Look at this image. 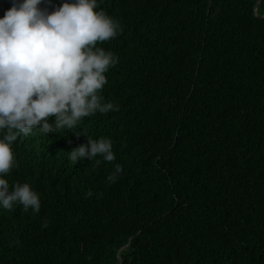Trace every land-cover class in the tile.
Instances as JSON below:
<instances>
[{"label": "trees", "instance_id": "16d2710c", "mask_svg": "<svg viewBox=\"0 0 264 264\" xmlns=\"http://www.w3.org/2000/svg\"><path fill=\"white\" fill-rule=\"evenodd\" d=\"M256 1L98 0L122 28L97 45L118 57L101 94L119 111L14 143L6 179L29 183L41 210L0 208V264H264ZM12 6L0 0V18ZM88 137L113 141L116 183L113 163L68 160Z\"/></svg>", "mask_w": 264, "mask_h": 264}, {"label": "clouds", "instance_id": "9594fccd", "mask_svg": "<svg viewBox=\"0 0 264 264\" xmlns=\"http://www.w3.org/2000/svg\"><path fill=\"white\" fill-rule=\"evenodd\" d=\"M46 2L50 0H13L0 18V208L21 205L34 214L41 210L39 194L29 183L10 186L6 179L18 166L14 143L37 131L72 130L84 118L119 111L101 94L108 83L105 73L118 57L97 46L122 32L119 21L98 0H60L53 11L40 7ZM67 153L74 165L87 159L99 167L116 160L107 137H88ZM122 173L123 166L113 163L107 182L116 183ZM92 195L86 192V197ZM42 227H48L47 221Z\"/></svg>", "mask_w": 264, "mask_h": 264}, {"label": "water", "instance_id": "95a60500", "mask_svg": "<svg viewBox=\"0 0 264 264\" xmlns=\"http://www.w3.org/2000/svg\"><path fill=\"white\" fill-rule=\"evenodd\" d=\"M208 1H209V3H210L211 0H208ZM259 2H260V0H257V1H256L254 8L257 7V5L259 4ZM263 17H264V13H263Z\"/></svg>", "mask_w": 264, "mask_h": 264}]
</instances>
